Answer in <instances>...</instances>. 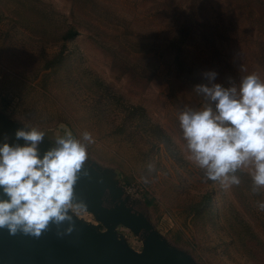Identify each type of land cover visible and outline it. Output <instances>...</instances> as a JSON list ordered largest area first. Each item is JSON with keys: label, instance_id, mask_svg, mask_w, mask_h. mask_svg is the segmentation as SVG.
<instances>
[{"label": "rangeland", "instance_id": "374dc122", "mask_svg": "<svg viewBox=\"0 0 264 264\" xmlns=\"http://www.w3.org/2000/svg\"><path fill=\"white\" fill-rule=\"evenodd\" d=\"M212 71L264 80V0H0V109L54 139L91 132L89 156L203 264H264V189L245 170L222 190L184 148L178 114L212 103L196 91Z\"/></svg>", "mask_w": 264, "mask_h": 264}, {"label": "clouds", "instance_id": "9594fccd", "mask_svg": "<svg viewBox=\"0 0 264 264\" xmlns=\"http://www.w3.org/2000/svg\"><path fill=\"white\" fill-rule=\"evenodd\" d=\"M205 76L209 83L197 85L196 91L212 103L178 114L187 159L205 181L225 191L239 186L238 173L246 170L253 193H259L264 189V80L253 72L241 77L238 86L225 88L213 83L216 72ZM45 136L37 127L19 129L15 137L25 141L23 146L8 143L7 136L0 143V189L7 197L0 199V228L12 235L39 237L50 224L66 221V232L71 233L73 217L85 210L75 186L89 158V145L96 142L92 133L84 130L77 139L66 129L41 158L38 146ZM257 207L264 211V201Z\"/></svg>", "mask_w": 264, "mask_h": 264}, {"label": "water", "instance_id": "95a60500", "mask_svg": "<svg viewBox=\"0 0 264 264\" xmlns=\"http://www.w3.org/2000/svg\"><path fill=\"white\" fill-rule=\"evenodd\" d=\"M31 128L0 109V143L7 136L8 143L23 146L25 141L17 140L15 133ZM44 132L38 146L41 158L56 146V139ZM75 196L97 222L76 215L71 233L66 232V221L59 226L50 224L39 237L22 232L12 235L0 228V264H203L191 251L167 238L153 221L146 201L132 194L117 168L89 156ZM0 199H7L2 189ZM122 229L142 240L141 249L130 243Z\"/></svg>", "mask_w": 264, "mask_h": 264}, {"label": "built area", "instance_id": "2783aa9c", "mask_svg": "<svg viewBox=\"0 0 264 264\" xmlns=\"http://www.w3.org/2000/svg\"><path fill=\"white\" fill-rule=\"evenodd\" d=\"M79 216H83V217H85V218H87L93 222H97L94 215L90 211H88L87 209H85L81 214H79Z\"/></svg>", "mask_w": 264, "mask_h": 264}, {"label": "trees", "instance_id": "16d2710c", "mask_svg": "<svg viewBox=\"0 0 264 264\" xmlns=\"http://www.w3.org/2000/svg\"><path fill=\"white\" fill-rule=\"evenodd\" d=\"M79 31L75 28H70V30L68 31L67 37L71 38L74 37L75 35H77ZM150 203V202H148Z\"/></svg>", "mask_w": 264, "mask_h": 264}]
</instances>
